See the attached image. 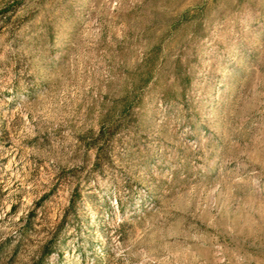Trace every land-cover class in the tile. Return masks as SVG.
Returning <instances> with one entry per match:
<instances>
[{
    "label": "rangeland",
    "instance_id": "374dc122",
    "mask_svg": "<svg viewBox=\"0 0 264 264\" xmlns=\"http://www.w3.org/2000/svg\"><path fill=\"white\" fill-rule=\"evenodd\" d=\"M0 264H264V0H0Z\"/></svg>",
    "mask_w": 264,
    "mask_h": 264
}]
</instances>
